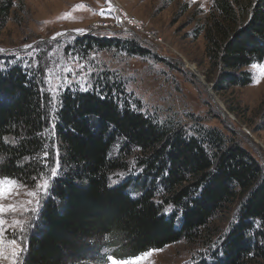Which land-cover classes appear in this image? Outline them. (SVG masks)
<instances>
[{"label":"trees","instance_id":"1","mask_svg":"<svg viewBox=\"0 0 264 264\" xmlns=\"http://www.w3.org/2000/svg\"><path fill=\"white\" fill-rule=\"evenodd\" d=\"M15 8L0 0V31ZM195 30L215 91L252 83L249 68L264 62V0H211ZM83 38L69 50L83 59L95 49L156 57L135 37ZM11 54L0 56V178L49 176L22 264H106L108 254L181 240L215 253L198 264H264V165L238 140L192 116L148 114L110 73L86 93L65 87L54 103L43 62Z\"/></svg>","mask_w":264,"mask_h":264},{"label":"rangeland","instance_id":"2","mask_svg":"<svg viewBox=\"0 0 264 264\" xmlns=\"http://www.w3.org/2000/svg\"><path fill=\"white\" fill-rule=\"evenodd\" d=\"M109 7L113 11L102 15L101 10ZM117 7L124 14L140 20L144 30L111 27V23L117 20ZM183 7L188 9L185 11ZM210 7L211 0H16L12 20L0 31V49L4 50L0 56L7 57L13 53L11 56L16 55L25 63L32 53L36 60L42 61L44 70L50 68L46 78L47 89L51 90L54 103L65 87L79 88L76 83L69 86L65 76L71 81L83 79L86 86L92 87L100 75L114 74L123 82L126 94L140 103L148 114L160 119L180 118L188 123L191 122L189 116L200 119L205 125L233 136L264 165V62L253 64L259 67L252 65L249 68L253 79L250 85L221 92L214 90L212 80L217 73L205 55V39L203 34L194 35ZM77 29L84 30L85 34L76 35L74 30ZM149 32L157 33V44L152 42ZM60 33L66 34L57 35ZM87 36L101 39L109 36L135 37L157 58L95 49L83 59L75 49L69 51L76 39ZM25 45L32 47L26 49ZM21 51L22 54L18 53ZM160 58L167 62L160 61ZM68 69L72 71L68 72ZM54 111L55 107L52 113ZM117 178V181L122 180V176ZM45 180L49 181V176L30 182L16 180L17 195L3 203L16 205L19 213L28 206L29 200L34 199L26 193L35 191L39 194L42 190L36 185H42ZM42 196L39 195L40 201ZM40 210L35 218L19 214L5 217L10 225L14 220L27 221L31 225L24 234V248L39 219ZM230 216L231 213L224 215L225 218ZM6 236L7 239L13 238L7 233ZM10 251L11 245L5 243L3 252L9 258L2 264H10ZM25 253L19 257V264L23 263ZM147 253L151 254L144 255ZM214 254L198 241L181 240L160 250L152 249L117 260H132L143 255L144 259L139 264H198L201 260H212ZM87 261L91 264L93 259Z\"/></svg>","mask_w":264,"mask_h":264},{"label":"snow or ice","instance_id":"3","mask_svg":"<svg viewBox=\"0 0 264 264\" xmlns=\"http://www.w3.org/2000/svg\"><path fill=\"white\" fill-rule=\"evenodd\" d=\"M113 10L111 7H109L106 10H101V14L104 15L106 12L111 13ZM76 35H84V30H74ZM66 33H60L57 35H65ZM56 37H53L55 39ZM73 39H75V36H73ZM31 45H25V48H31ZM3 49H0V52H3ZM29 56L32 58L33 61V67L36 65V57L32 53H29ZM84 66L81 65V68ZM253 67H259V65H253ZM50 71V68H45V76L47 77L48 73ZM71 69H68V72H71ZM264 71V69H262ZM65 80L68 81L69 86L72 83H76L79 85V89L82 92H88L90 90V85L86 86V82L83 79L71 81L68 80V77L65 76ZM259 81H257L258 83ZM45 84H48V80L45 79ZM63 85V81L61 83V86ZM65 90H70V87ZM49 94L51 95V90H49ZM102 99L104 97H101ZM54 127V125H53ZM47 157V153H45V158ZM46 166V165H45ZM59 171V165H57L56 168L52 169L51 176L53 179L57 178ZM37 188L41 189L42 191L38 194L37 192H28L26 195H29L33 197V200H29L27 202L28 206L23 207L20 212H17V206L14 204H7L5 205L3 203L4 200L17 195V181L13 178H0V264H2V261L4 259H7L9 257H6L3 252V248L5 243L8 245H11V251H10V264H19V257L24 253L25 248L22 246L24 242V234L28 230V227L31 225L27 221H20V220H14L12 224H8L5 220V217H7L9 214H19V215H32L33 218L36 217L38 214L40 208H41V201L39 199V195L47 196V190L49 188L48 181L45 180V182L41 185L37 183ZM171 210H166L165 214H170ZM7 234H10L13 238L7 239ZM227 237H224L223 239H226ZM223 246V240L221 241V247ZM107 249H105V253L107 254ZM151 253H147L144 255H150ZM107 259L110 261V264H139V261L144 259V256H138L132 260H117L113 256H108Z\"/></svg>","mask_w":264,"mask_h":264},{"label":"built area","instance_id":"4","mask_svg":"<svg viewBox=\"0 0 264 264\" xmlns=\"http://www.w3.org/2000/svg\"><path fill=\"white\" fill-rule=\"evenodd\" d=\"M116 16L115 19H117L115 22L113 21L111 24L114 29H124L127 27L133 28L136 31L139 30H144V24L142 22H140V20H138L136 17L130 16L128 14H124L118 7L116 8ZM114 19V20H115ZM148 36H150L151 38H153V41L155 44H157L158 42L156 40L157 39V33L153 32L152 34H150V32L148 33ZM148 40V39H147ZM159 41V40H158Z\"/></svg>","mask_w":264,"mask_h":264}]
</instances>
